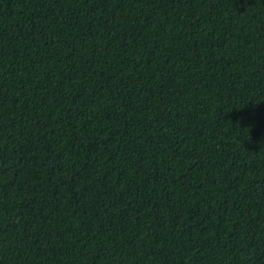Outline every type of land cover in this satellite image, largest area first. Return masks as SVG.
Listing matches in <instances>:
<instances>
[{
	"label": "trees",
	"instance_id": "obj_1",
	"mask_svg": "<svg viewBox=\"0 0 264 264\" xmlns=\"http://www.w3.org/2000/svg\"><path fill=\"white\" fill-rule=\"evenodd\" d=\"M0 264H264V0H0Z\"/></svg>",
	"mask_w": 264,
	"mask_h": 264
}]
</instances>
